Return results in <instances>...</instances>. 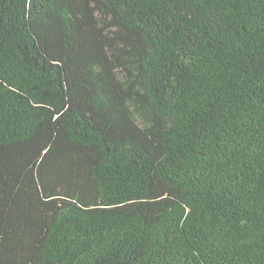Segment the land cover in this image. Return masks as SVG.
<instances>
[{
	"label": "trees",
	"instance_id": "16d2710c",
	"mask_svg": "<svg viewBox=\"0 0 264 264\" xmlns=\"http://www.w3.org/2000/svg\"><path fill=\"white\" fill-rule=\"evenodd\" d=\"M0 264H264V0H0Z\"/></svg>",
	"mask_w": 264,
	"mask_h": 264
}]
</instances>
